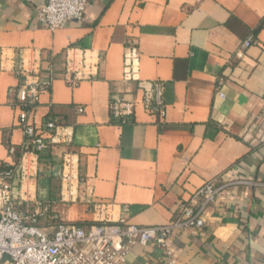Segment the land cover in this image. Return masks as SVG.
Instances as JSON below:
<instances>
[{"label":"crops","instance_id":"crops-1","mask_svg":"<svg viewBox=\"0 0 264 264\" xmlns=\"http://www.w3.org/2000/svg\"><path fill=\"white\" fill-rule=\"evenodd\" d=\"M43 3L0 0V163L24 157L18 71L39 70L47 86L32 121L73 130L76 172L71 196L62 185L64 148L27 156L18 193L44 231L51 233L53 214L45 208L87 228L95 204L110 206L112 222L167 225L216 179L228 186L206 226L177 232L170 250L179 264H264V0H89L82 21L55 31L38 21ZM133 43L140 82H125ZM68 54L86 58L89 79L68 84ZM154 82L164 84V118L143 104V87ZM115 97L136 101L126 124L111 115ZM165 256L155 244H137L126 264H163Z\"/></svg>","mask_w":264,"mask_h":264},{"label":"built area","instance_id":"built-area-1","mask_svg":"<svg viewBox=\"0 0 264 264\" xmlns=\"http://www.w3.org/2000/svg\"><path fill=\"white\" fill-rule=\"evenodd\" d=\"M89 0H44L38 10V21L45 28L55 31L73 22L84 19ZM252 45L247 39L242 49ZM135 44L125 53L123 81L140 82L139 52ZM22 81L16 92L14 107L18 109L17 127L25 135L24 157L18 165L0 163V264H126L132 248L140 244H155L164 249L163 264H179L169 248L168 242L177 232L190 229L198 234L206 226L209 208L216 203L220 192L228 185L220 186L216 179L208 181L193 196L180 205L174 222L161 226H138L125 220L112 222L107 204H95V223L87 228L70 224L60 214L45 208L50 216L51 233H46L39 222V214L33 205L24 199L18 189L27 177L26 158L34 155L41 158L54 146L65 149L63 154L62 185L73 195L74 154L70 150L74 132L71 128L47 121L37 127L32 121L34 110L39 104L46 83L41 81L39 70L24 66L18 71ZM92 76V67L86 58L76 59L68 54L65 79L69 85H76ZM142 85V83H140ZM143 104L146 110L164 118L166 114L165 88L160 82L143 87ZM136 101L125 97L112 98L111 115L126 124L133 116ZM79 113L84 108H78Z\"/></svg>","mask_w":264,"mask_h":264}]
</instances>
